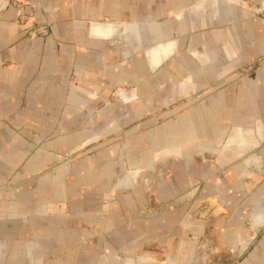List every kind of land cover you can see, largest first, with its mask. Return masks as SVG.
Returning a JSON list of instances; mask_svg holds the SVG:
<instances>
[{
  "label": "crops",
  "instance_id": "1",
  "mask_svg": "<svg viewBox=\"0 0 264 264\" xmlns=\"http://www.w3.org/2000/svg\"><path fill=\"white\" fill-rule=\"evenodd\" d=\"M24 1L33 23L0 7V264H264V0ZM186 143L169 199L154 164Z\"/></svg>",
  "mask_w": 264,
  "mask_h": 264
},
{
  "label": "rangeland",
  "instance_id": "2",
  "mask_svg": "<svg viewBox=\"0 0 264 264\" xmlns=\"http://www.w3.org/2000/svg\"><path fill=\"white\" fill-rule=\"evenodd\" d=\"M222 2H228L231 5H236L235 6L236 8L242 6L245 9H248L249 11L250 10H255L256 7H257V4H258V0H219V3H222ZM252 65H249V67H250L249 71L253 68ZM255 65H257V64H255ZM184 67H186L187 69H189L190 71L193 72V68L194 67H193L192 64H186V65H184ZM196 68H198V64H197ZM190 71H185V72H190ZM124 93L125 92H123V91H119V93H118V95H120V97L122 98L123 101H129V100L133 99L134 95L131 97V95L128 96V95H125ZM187 98L188 97H186L185 99H187ZM187 101L183 100V102L185 104L188 103ZM191 103H192V98L190 97L189 98V105ZM178 104H181V102H177L175 100L173 102H170V103L164 105V107L162 109H159V110H162V111L158 110V111H153L152 112V117H153V121H154V131H155V125H157L158 123L160 124V122H164V120H166V118L169 119V120L175 119L177 114H179V112L177 111ZM185 113H188V112L186 111ZM161 120H163V121H161ZM188 125H186L185 131L187 129H191V126H188ZM172 126L176 127V125L174 123L172 124ZM175 127H173V128H175ZM182 131H183L182 129L178 131V129L175 128L171 132H172L173 135H177V132H182ZM188 131L192 132V130H188ZM200 146H202V148L203 147L204 148H208V147L203 146V145H200ZM178 148L181 150V153H182L181 159L176 157V158L170 159L169 162H167L166 164L160 163V162L157 163V164H154V169H158V171H159V169H161V170L165 171V173H167V174L162 175V176H156L155 181H156V183L158 185L165 184V183L169 184L168 185L170 187L169 189H171L168 192L169 193V199H171L172 196H174V194H175L173 192V190L181 189L183 187V185H188L189 184L191 175H186L185 174V169L186 168L193 169L194 167H196L195 166L196 163L194 162V160L192 161V159L194 157H198L197 155L199 154L198 153L196 155V152L192 148V144L186 143L184 145H180ZM218 150H219V147L216 149V151H212L211 154H209V156L206 157V158L212 159L211 161L206 162V163H211L212 165H218L219 166V163L221 162V160L219 159L221 157V155H220L221 151L219 152ZM204 152H207V151H204ZM245 154H246V152L242 153V155H245ZM245 158L244 159H241V158L240 159H232L231 163L232 162L241 163V160L245 162ZM198 163H201V162H198ZM202 176L203 175H201V177ZM168 193H165V194L167 195ZM169 202L172 203V201H169ZM158 208H160V205L158 206ZM109 264H118V263L117 262H110Z\"/></svg>",
  "mask_w": 264,
  "mask_h": 264
},
{
  "label": "built area",
  "instance_id": "3",
  "mask_svg": "<svg viewBox=\"0 0 264 264\" xmlns=\"http://www.w3.org/2000/svg\"><path fill=\"white\" fill-rule=\"evenodd\" d=\"M10 6L15 11V18L18 24L26 25L34 22V5L24 0H0V7ZM49 33L48 25H41L36 28V35L45 37ZM233 264H240L239 261H235Z\"/></svg>",
  "mask_w": 264,
  "mask_h": 264
}]
</instances>
